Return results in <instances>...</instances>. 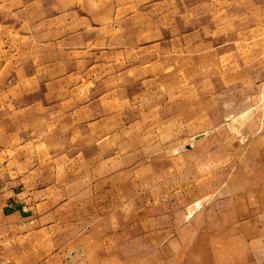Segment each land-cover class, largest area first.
Segmentation results:
<instances>
[{"label": "rangeland", "instance_id": "374dc122", "mask_svg": "<svg viewBox=\"0 0 264 264\" xmlns=\"http://www.w3.org/2000/svg\"><path fill=\"white\" fill-rule=\"evenodd\" d=\"M8 1L0 0V148L12 146L0 152V203H42L28 186L53 184L48 211L65 218L66 237L128 231L148 240L156 228L182 227L194 135L232 152L254 130L247 121L264 124V0H47L43 17L41 0H12L27 9L17 14ZM39 75L42 98L64 93L73 110L64 142L35 159L26 122L14 120L36 97L25 91ZM204 165L194 173L216 167ZM115 239L109 247L119 251ZM0 248V264H15L13 248Z\"/></svg>", "mask_w": 264, "mask_h": 264}, {"label": "crops", "instance_id": "0c3cea01", "mask_svg": "<svg viewBox=\"0 0 264 264\" xmlns=\"http://www.w3.org/2000/svg\"><path fill=\"white\" fill-rule=\"evenodd\" d=\"M8 2L12 13L27 10L21 3ZM27 6L32 8L31 0H27ZM39 8L41 17L50 13L47 0L44 5L41 0ZM65 76L69 78L72 74ZM33 80V87L25 92L34 93L36 97L20 106L19 110L25 112L20 120H14V125L26 122L23 128L29 144L25 146L33 148L31 155L36 159L41 157L46 144L64 142L60 131L64 128L65 115L73 108L66 110L61 104L64 93L52 99L42 98L49 95L44 90L47 83L40 75ZM246 124L254 130L248 136L239 134L237 139L244 145L232 152L219 143L211 148L204 143L207 137L194 135L201 146H191L188 152V158L195 163L188 166V203H184L182 227L164 235L156 228L158 232L147 233L148 240L144 232L131 234L128 231L119 234L90 231L66 237L64 227L60 226L65 224V218L59 213L50 216L48 211L55 204L47 203L54 185L45 184L40 188L29 185L30 192L37 194L32 198L41 197L42 203H0V247L13 248L15 258L11 260L15 264H264L256 262L257 256L264 257V164L259 163L264 159V124L256 119ZM50 129L54 131L51 135ZM50 136L56 139L50 140ZM11 146L3 149L11 150ZM3 149L0 148V152ZM231 160L234 167H226ZM213 163L216 167L207 174L194 173L198 166ZM11 191L15 192L9 189L10 195ZM38 207L42 211L35 209ZM113 238L119 251L109 247ZM98 240H103V249L97 246ZM65 245H71V249L66 251ZM80 250L84 255L81 256ZM146 256L151 258L147 260ZM168 256H188V260L170 263Z\"/></svg>", "mask_w": 264, "mask_h": 264}, {"label": "water", "instance_id": "95a60500", "mask_svg": "<svg viewBox=\"0 0 264 264\" xmlns=\"http://www.w3.org/2000/svg\"><path fill=\"white\" fill-rule=\"evenodd\" d=\"M198 135H195V137H197Z\"/></svg>", "mask_w": 264, "mask_h": 264}]
</instances>
